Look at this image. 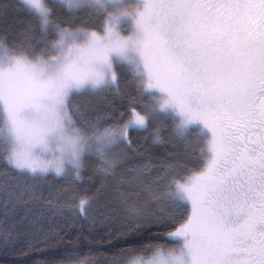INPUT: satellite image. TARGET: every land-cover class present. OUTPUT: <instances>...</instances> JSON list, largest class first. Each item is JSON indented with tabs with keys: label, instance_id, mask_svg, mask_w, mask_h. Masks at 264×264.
I'll return each mask as SVG.
<instances>
[{
	"label": "snow or ice",
	"instance_id": "snow-or-ice-1",
	"mask_svg": "<svg viewBox=\"0 0 264 264\" xmlns=\"http://www.w3.org/2000/svg\"><path fill=\"white\" fill-rule=\"evenodd\" d=\"M90 161L157 230L123 264H264V0H0V246Z\"/></svg>",
	"mask_w": 264,
	"mask_h": 264
},
{
	"label": "trees",
	"instance_id": "trees-1",
	"mask_svg": "<svg viewBox=\"0 0 264 264\" xmlns=\"http://www.w3.org/2000/svg\"><path fill=\"white\" fill-rule=\"evenodd\" d=\"M74 101L86 102L82 97H76ZM142 135L146 138L141 141L144 155L150 154L153 159L167 155L170 145L153 144L147 133ZM95 170L96 165L90 161L82 181L56 185L58 199L66 205L64 212L48 216L37 224L40 229L38 239L58 232L56 239L49 238L46 244L30 248L21 237L13 246H0V264H50L53 259L59 264H123L125 259L143 254L153 243L157 230L127 231L129 224L117 197L121 187L124 190L129 187L120 180L121 174L128 173L121 169L115 176L104 178L95 174ZM81 199L91 202L87 219L78 215ZM69 204L72 207H67Z\"/></svg>",
	"mask_w": 264,
	"mask_h": 264
}]
</instances>
